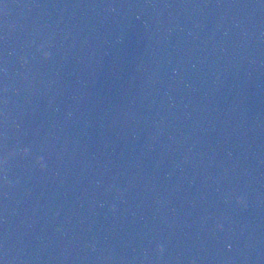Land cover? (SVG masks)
<instances>
[{
    "label": "water",
    "instance_id": "1",
    "mask_svg": "<svg viewBox=\"0 0 264 264\" xmlns=\"http://www.w3.org/2000/svg\"><path fill=\"white\" fill-rule=\"evenodd\" d=\"M0 264H264V0H0Z\"/></svg>",
    "mask_w": 264,
    "mask_h": 264
},
{
    "label": "clouds",
    "instance_id": "2",
    "mask_svg": "<svg viewBox=\"0 0 264 264\" xmlns=\"http://www.w3.org/2000/svg\"><path fill=\"white\" fill-rule=\"evenodd\" d=\"M48 55H49V54L46 53V54H45V58H48ZM25 152H27V150H25Z\"/></svg>",
    "mask_w": 264,
    "mask_h": 264
}]
</instances>
